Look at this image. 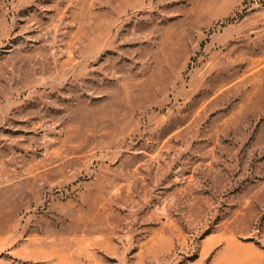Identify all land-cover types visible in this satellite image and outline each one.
Listing matches in <instances>:
<instances>
[{"label": "rangeland", "instance_id": "374dc122", "mask_svg": "<svg viewBox=\"0 0 264 264\" xmlns=\"http://www.w3.org/2000/svg\"><path fill=\"white\" fill-rule=\"evenodd\" d=\"M0 264H264V0H0Z\"/></svg>", "mask_w": 264, "mask_h": 264}]
</instances>
